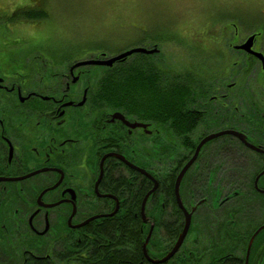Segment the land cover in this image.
Here are the masks:
<instances>
[{
	"label": "flooded vegetation",
	"instance_id": "1",
	"mask_svg": "<svg viewBox=\"0 0 264 264\" xmlns=\"http://www.w3.org/2000/svg\"><path fill=\"white\" fill-rule=\"evenodd\" d=\"M27 8L13 16L29 26L35 23L18 14L39 9ZM118 54L0 49V264H112L108 237L103 243L94 232H106L105 221L120 215V228L131 234L138 216L137 228L147 235L151 228V238L153 212L163 258L184 226L179 204L193 210L189 230L163 264H229L234 251L242 264H264V106L257 104L263 98L232 96L229 81L208 80L207 92L190 97L195 102L181 112L191 123L155 124L146 113L103 105L101 79L133 55L110 66L79 64ZM222 131L242 134L262 152L231 134L207 141L181 179L178 203L179 172L207 135ZM130 240L119 247L126 259L115 264H134Z\"/></svg>",
	"mask_w": 264,
	"mask_h": 264
},
{
	"label": "rangeland",
	"instance_id": "2",
	"mask_svg": "<svg viewBox=\"0 0 264 264\" xmlns=\"http://www.w3.org/2000/svg\"><path fill=\"white\" fill-rule=\"evenodd\" d=\"M40 1L47 18L27 26L13 13L27 7L38 10L39 0H0V49L21 54L65 48L115 55L153 33L171 39L160 41L161 52L153 62L172 81L189 75L200 86L226 80L232 84V96L258 99L264 91V70L233 49L254 27L264 25V0ZM256 46L264 50V35ZM262 100L256 102L261 107ZM156 236L162 238L161 232Z\"/></svg>",
	"mask_w": 264,
	"mask_h": 264
},
{
	"label": "trees",
	"instance_id": "3",
	"mask_svg": "<svg viewBox=\"0 0 264 264\" xmlns=\"http://www.w3.org/2000/svg\"><path fill=\"white\" fill-rule=\"evenodd\" d=\"M41 1L39 0L37 12H28L18 14L19 19L23 21H31L34 23L40 22L47 18V13L44 12ZM235 20V19H234ZM236 22V21H235ZM234 29H236L233 26ZM258 33L259 36L264 34V25L260 27H254L250 33ZM165 40H171L170 37H163L159 34L150 33L145 35L140 42L135 46H143L145 48H156L159 50L158 53L153 55H133V59L130 62H125L124 67H118L117 70H109L100 82V95L103 96L104 102L103 105L108 106L111 109H116L118 111H123L124 113H135L141 116L142 113L149 115L150 121L155 124L162 123L163 121L173 122V126L180 121L183 123L192 122L189 120V117L183 116L181 112L189 111V107L195 102L190 97L197 95H202L207 92L206 83H200L204 88L200 91L199 84L192 78L190 75L181 82L175 78H167L164 75V72L159 68L154 67L155 64L153 60L158 58L160 55V41L165 42ZM264 51V50H263ZM73 55V52L71 56ZM148 60V62H147ZM250 60V59H247ZM231 71H235L234 67L231 65ZM166 73V72H165ZM177 79V80H176ZM200 91V92H199ZM260 97L264 96V91L259 93ZM261 104L264 105V101H261ZM189 123V124H190ZM171 180V185H172ZM155 194H158L156 192ZM140 200H133L135 208L138 207ZM151 202V201H150ZM158 201L153 204V208H158ZM119 216H115L105 221L109 225L107 231L94 232L96 237H101L103 243L106 242L108 237L109 246L106 247V251L111 250V262L115 264L119 259H126V251L120 250L119 247H127V238L130 240V248L132 249V254L134 256V264H150L142 255V245L144 243L145 237L147 235V229L143 232L137 228L139 222V217L137 216L133 222L135 225L133 232L128 233L127 230L120 228V221H118ZM151 221L155 225V230L153 231L151 238L146 246L147 255L152 258H161L162 257V238H158L156 233L157 228L160 227L161 221L158 213L153 212L150 215ZM138 220V221H137ZM122 226V225H121ZM93 233V232H92ZM132 236L130 237L129 236ZM150 247L155 248V256L153 253H150ZM164 251V250H163ZM60 255H63V251L59 252ZM178 256V255H177ZM176 256V257H177ZM235 255L233 258L229 259V264H242V260ZM174 257L173 259H175ZM176 260V259H175ZM240 260V261H239ZM121 262V261H119ZM174 261H172L173 263ZM59 264H64L59 262ZM95 264H99L97 261ZM100 264H108L102 261Z\"/></svg>",
	"mask_w": 264,
	"mask_h": 264
},
{
	"label": "water",
	"instance_id": "4",
	"mask_svg": "<svg viewBox=\"0 0 264 264\" xmlns=\"http://www.w3.org/2000/svg\"><path fill=\"white\" fill-rule=\"evenodd\" d=\"M256 35L257 33H252L250 35H248V37H246V39L240 43V44H235L233 46V49L235 50H240V51H243L249 55H252L254 56L259 62H260V68L262 70H264V54L260 51H255L253 50V44H254V41L256 39ZM159 50L156 48V46H154L153 48H145L143 46H136V47H132V48H129L128 50L126 51H123V52H120L118 55L116 56H113V57H110L108 59H104V60H88V61H83V62H80L79 64H97V65H106V66H110L112 65L113 63H115L116 61H121V60H125L126 58L134 55V54H142V55H153V54H156L158 53ZM78 66V65H77ZM114 116H119V117H122L119 113H115ZM224 134H231V135H234V136H237L239 137L242 142L247 145L249 148H251L252 150H255L257 152H262L259 148L255 147V146H252L250 144H248L245 140H244V136L238 132H234V131H222V132H219V133H216V134H210V135H207L196 147L195 149V152H194V155L191 157V159L184 165V167L181 169V171L179 172L177 178H176V181H175V186H174V189H175V194H176V197H177V200H178V203H180L179 201V198H178V187H179V184L181 182V179L183 177V175L185 174L186 170L189 168V166L192 164V162L195 160L201 146L206 143L207 141L209 140H212L218 136H221V135H224ZM157 188V183L154 182V185H153V188L150 190V192L145 196L144 200H143V203H142V207H141V211H143V206H144V202L146 200V198L155 191V189ZM180 207L184 210V216H185V222H184V226H183V229L181 231V233L178 235L177 237V240L174 244V246L172 247V249L163 257V258H160V259H152L150 258L148 255H147V252H146V245L148 243V240L150 238V234H151V228H150V231L148 232V235L146 236V239L143 243V246H142V253L146 259V261H148L149 263L151 264H163L165 262H167L170 258H172L176 252L179 250L184 238L186 237L187 235V232H188V229H189V226H190V218H191V214H192V211L190 212H187L186 209L184 207H182L181 204H179ZM260 230V229H259ZM258 230V231H259ZM256 231L253 235V237L255 236V234L258 232Z\"/></svg>",
	"mask_w": 264,
	"mask_h": 264
}]
</instances>
